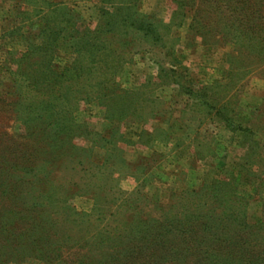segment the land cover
Returning <instances> with one entry per match:
<instances>
[{"label": "rangeland", "instance_id": "374dc122", "mask_svg": "<svg viewBox=\"0 0 264 264\" xmlns=\"http://www.w3.org/2000/svg\"><path fill=\"white\" fill-rule=\"evenodd\" d=\"M0 264H264V0H0Z\"/></svg>", "mask_w": 264, "mask_h": 264}, {"label": "trees", "instance_id": "16d2710c", "mask_svg": "<svg viewBox=\"0 0 264 264\" xmlns=\"http://www.w3.org/2000/svg\"><path fill=\"white\" fill-rule=\"evenodd\" d=\"M110 23H107V25H109ZM70 27H72V26H70ZM206 102V101H205Z\"/></svg>", "mask_w": 264, "mask_h": 264}]
</instances>
